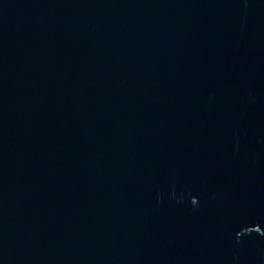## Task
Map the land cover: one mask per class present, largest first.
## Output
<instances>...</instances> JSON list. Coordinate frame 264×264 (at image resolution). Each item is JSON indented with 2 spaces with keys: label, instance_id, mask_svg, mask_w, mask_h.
Returning a JSON list of instances; mask_svg holds the SVG:
<instances>
[{
  "label": "water",
  "instance_id": "95a60500",
  "mask_svg": "<svg viewBox=\"0 0 264 264\" xmlns=\"http://www.w3.org/2000/svg\"><path fill=\"white\" fill-rule=\"evenodd\" d=\"M0 264H264V0H0Z\"/></svg>",
  "mask_w": 264,
  "mask_h": 264
}]
</instances>
